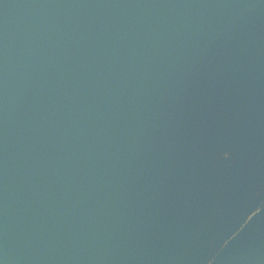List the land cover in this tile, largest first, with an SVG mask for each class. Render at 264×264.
Wrapping results in <instances>:
<instances>
[{"label":"water","instance_id":"water-1","mask_svg":"<svg viewBox=\"0 0 264 264\" xmlns=\"http://www.w3.org/2000/svg\"><path fill=\"white\" fill-rule=\"evenodd\" d=\"M0 264H264V0H0Z\"/></svg>","mask_w":264,"mask_h":264}]
</instances>
